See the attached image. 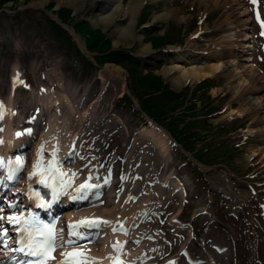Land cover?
Returning a JSON list of instances; mask_svg holds the SVG:
<instances>
[{
  "label": "rangeland",
  "instance_id": "374dc122",
  "mask_svg": "<svg viewBox=\"0 0 264 264\" xmlns=\"http://www.w3.org/2000/svg\"><path fill=\"white\" fill-rule=\"evenodd\" d=\"M35 1L38 0H0V97L3 103H7L10 91L9 77L13 73V68H16L21 76L32 83V86L27 85L28 89L25 87L17 90L12 99V105L16 107L19 119L34 117L31 119L36 122L35 127H33L36 131L34 140H37L41 134L48 130V139L58 142L60 149L66 148L64 145L68 146L69 143H73L71 147L75 148L82 166L80 168L81 176L78 177V180L86 176L89 172L88 169H90L95 178L109 175L116 181V188L126 187L129 195H126L125 198L130 201L127 210H122L124 201L117 204V212H122L125 217H128L132 205L130 196L138 191H147V185L143 186L146 171L151 174L163 167L162 171L165 172V176H168L171 171L176 175H178L177 171L183 175L191 174L195 180H198V185L202 187V191L195 182L194 185H190L196 188V191H187L189 196H187L180 210L178 205L181 203L179 193L174 195L170 189H167L168 191L164 189L161 193L165 198L172 197L174 200L173 213L176 212L177 208V215L181 214L182 217L190 221H193V213H197L198 209H202L204 206L212 209L211 212L217 216V222L214 224L210 223L213 219L210 215L198 217V221L194 223V238L187 244L192 252L197 251V255H200V259L205 262L204 264H264V217L261 215L258 201L251 198L245 188L239 187V198L246 200V203L241 201V204H244H240V212L238 210L237 213L229 207L232 200L230 195L226 197L224 191L216 190L215 188L218 186L215 187L212 182V178L218 172L222 174V170L227 167L236 173L241 180L258 185L257 189L261 191L264 198V136L258 130L260 127L258 124L264 125L263 120H257L253 114H249L250 112L243 109V112L237 115L238 118L231 121L230 126L233 128L228 130L243 128L248 133L239 137V134L230 136L231 133L226 130L222 133L217 131L219 134L213 135L216 131L211 125L222 124L224 120L220 117L223 114L207 118L209 113L220 109L228 102H230L231 108L236 109L241 108L243 104L242 99L233 100L234 90L231 88L228 72L224 73V77H214L205 81L204 84H211L217 88L213 95L211 92L213 88L208 93H204L201 89L200 95L202 97L200 99L195 98L197 97L195 90L201 86L198 85L199 81H193L183 87L181 85V88L177 89V91H184L180 95L182 98L187 95L189 99L192 98L190 102L196 99L193 102L196 103L197 111H201V114H204L207 119L206 123L200 121L197 125V131L203 134L199 137L195 149L202 151L207 149L204 147L211 148V145L221 144L220 141L228 143L227 145L223 143L225 146H221L222 149L219 150L224 155L217 156V153H212L213 151L206 152L210 153L205 156L210 163L208 167H202L209 180L208 189L202 172L198 169L191 170L193 168L190 162L191 157L187 158L189 164L182 159L189 155L180 147L169 150L170 156L167 161L147 138L137 137V132L144 126V113L137 111L133 106L124 105L125 103L119 100L121 97L119 92H122L121 88L124 81L130 89L138 84V80L130 78V76H134L133 70L135 68H132L129 74L128 66L120 61H118V65L110 62L103 66L97 65L93 60V56L97 52L88 51L85 48L83 36L74 30L79 36L78 41L68 27L66 29L57 24L58 22L54 18V15L57 14L52 13L62 6L72 9V18L68 23L66 22L70 26L83 19L89 20L93 28H98L106 38H109L108 43L112 42L113 46L110 49L113 50L112 52L129 53L130 50L134 55H137L138 50L142 48L141 41L145 44L149 43L151 46V36L156 33L163 34L166 31L170 43L169 45L166 44L164 48L177 45L186 48L189 45L194 50L212 51L214 47H220L222 52L225 51V61L227 58L232 59L234 53L231 47L234 45V39H230L228 35L225 36L228 22L239 18V12L235 14L234 11L239 10L237 7H241V10L243 7H247L251 11L253 7H259L264 15V0H255V3L253 0L224 2L220 0L215 5V0L214 2L212 0L149 2L145 4L147 7L144 8L142 16L140 11L138 12V21L133 31L136 33L137 41L133 43L128 42V38L124 39L122 35L116 32L113 25L107 28L96 25L93 19L96 15L100 16V10H94L89 3L76 11L73 5L71 6L69 3L57 7V0L48 1V4L43 7H31L30 4ZM126 3L128 2L125 1ZM227 4L232 7H227ZM174 6L176 16L154 19L155 15L163 13L167 7ZM64 14L65 18L71 17L68 11H64ZM203 15L206 17L200 23L199 19ZM250 15L252 16V12L244 15L241 19H250ZM132 19L133 16L131 15H120L119 21L114 22L115 27L117 28V25L124 26ZM145 20L146 23L142 24ZM146 24L149 26L143 27ZM170 24L175 28L170 26L171 32H168L165 29ZM236 25L243 32V25L238 22ZM252 27L251 22L247 28L248 34L255 31ZM198 30L204 32L197 39H190V36ZM253 35L254 33H252V37ZM151 49L159 51L162 48L154 49L151 46ZM84 55L91 63L86 62L83 58ZM146 60L148 61L147 64L144 62V58L142 60L143 64L146 65L144 66L146 67L145 71L153 70L155 74L162 76L164 82L174 87L164 73L163 61L155 62L156 60L152 57L146 58ZM201 62L204 61L198 60L192 63L183 61L182 64L190 66L201 64ZM143 64L141 63V65ZM107 65L110 68L119 69L123 74V81L122 79H114L105 70ZM260 67L264 71V62L260 63ZM179 73L174 75L171 73L170 76L175 77ZM134 78L136 79V76ZM111 83L118 89L116 95L115 90L113 91V96L115 95L116 99L114 101L110 100L112 95ZM58 84L60 87L64 86V89H55L54 86H58ZM40 86H44L40 88L41 95L47 93L48 90H57L60 115L53 117V111L43 112L42 100L38 92ZM191 93L194 95L191 96ZM134 98H136L135 95ZM144 99L150 102L147 96H144ZM33 108L35 113L29 114ZM181 111L182 109H176L169 114L173 115L172 117H169L168 114L163 115L161 122H175L183 115ZM48 123H52V126H48ZM29 125L33 126V124ZM217 141L219 143H216ZM239 143L242 144L238 147L235 146ZM190 146L192 151V145ZM226 150L229 153H226ZM82 156L87 158L85 162ZM68 166L69 168L76 167L73 163L68 164ZM199 167L201 166L199 165ZM248 177L252 179L247 180ZM250 216L255 217V222L251 224L254 233L250 232L248 225ZM160 243L158 241L157 245ZM149 247L148 242H143L141 246L146 252L150 251ZM251 255L253 256L252 261L250 260ZM181 262L184 263L185 261L182 259Z\"/></svg>",
  "mask_w": 264,
  "mask_h": 264
},
{
  "label": "bare ground",
  "instance_id": "6f19581e",
  "mask_svg": "<svg viewBox=\"0 0 264 264\" xmlns=\"http://www.w3.org/2000/svg\"><path fill=\"white\" fill-rule=\"evenodd\" d=\"M48 1L51 0H38L35 2H32L30 4L31 7H43L45 4H48ZM161 0H130L128 3L125 4V0H57V7L62 6V4L69 3L71 6L77 10L82 9L83 6L86 4H91L93 6V9L100 10V16H95L93 21L96 25H102L103 27L107 28L110 25L114 26V30L118 32L120 35L123 36L124 39L128 38V42L133 43L134 41H137L136 39V33L133 32L134 26L136 25L137 21V15L141 8V6L144 3L148 2H157ZM200 1V0H199ZM206 1V0H205ZM214 2V0H212ZM220 0H215L214 5L217 4ZM229 1V0H221ZM234 1V0H233ZM240 9V7H237ZM245 11L241 10L239 11V18H236L235 20H232L229 25L227 26L226 34L230 36V39H234V50L235 54L233 53V60H229L227 62H221L219 58V62H211L207 64V66H190L187 67L184 64H181V61H192L195 59H201L203 57V54H200L202 52L199 51H192L189 49H183L181 47L175 46L171 47L170 50L174 52V54L167 57L164 53H160L158 51H153L151 49V46L149 44H145L142 41L140 42L141 47L138 50V55L148 58L151 56L154 60H160L162 59L164 61V73L166 74V77L172 82V85L175 89H179L181 85H185L187 82H192L194 80H199L207 77H212L213 75L218 74L222 70L226 69L228 71V78L230 80V83L232 85V89L234 90L235 96L239 99L243 100V104L247 105V108L245 110L251 111L254 118L257 120H263L264 123V78L256 72V70L252 67V65L248 62L250 61L247 57V60L245 58V55H248L247 50H250V44L248 43V36L244 32L241 31V28L236 25V22H238L240 25H243L242 29L245 31V25L247 24V20L241 19L244 17ZM123 15H131L133 16V19L128 22L124 26L116 25L114 22L118 20L119 16ZM176 16L175 8H169L166 9L165 12L159 13L154 16V19H160V18H170ZM56 18V16H54ZM119 21V20H118ZM72 30V29H71ZM225 34V35H226ZM76 38L78 36L76 35ZM118 42V41H117ZM245 45V46H244ZM247 52V53H246ZM229 56V55H228ZM150 57V58H151ZM106 71L114 78V79H122L123 80V74L122 72L117 68H110L109 65L105 68ZM177 72H180L179 75H175V77H171L170 74L173 75ZM256 72L257 74H255ZM17 73V72H15ZM14 73V74H15ZM124 85V84H123ZM57 88L64 89V86L60 87L58 84ZM116 88V87H115ZM126 89V86H123V91ZM115 90V89H114ZM117 89L114 91L116 92ZM114 94V93H113ZM11 93L9 94V102H8V109L4 110L0 113L1 115V126H0V139L4 143H17L18 141V135L15 134V131L18 130L17 124L18 121L15 120L14 117H12V111L14 108L11 107ZM43 100H45V103L49 106H53L54 102L56 100L55 96H47V93L43 96ZM241 110V109H240ZM232 114H240L239 110L233 108L229 109L224 117ZM250 114V113H249ZM244 115V114H243ZM259 131L262 132L264 135V125H259ZM139 136L147 137L149 140L154 142L156 146L160 148L164 156L166 157L168 155V149L167 145L171 143L170 135L169 133L164 129H159L157 127L150 126V128L143 129ZM53 146V144H51ZM41 149H43V152L41 153V156L43 157H37L35 160H40L42 158L43 160V168L47 169V159L49 158H57L58 163L61 165L63 162V158L66 160H69L71 156H75L74 154H66L65 156L61 155L59 157L56 155V151L52 149V147H49L45 144H40V152ZM2 151H7V146L4 144L1 147ZM53 153H56L53 155ZM37 161L34 163L36 164ZM64 167V166H62ZM36 167L31 168L32 176L26 181L23 182L24 186L30 185V183H34V180L36 179V176L34 173H36L35 170ZM63 169V168H62ZM41 170V178L44 177V174L46 172ZM67 175L65 176L66 179H69L68 172H64ZM41 180L35 182L38 183ZM234 182H239L236 178H234L229 171H225L223 176H216L214 177V184L216 186L219 184L222 188V185H225L226 193L232 194L233 197H237L235 193V188L232 185ZM177 186L180 188H183V185H179L176 183ZM239 185H246L239 182ZM246 188H248V185H246ZM15 189H19V187H16ZM92 194L97 195L100 193V187L94 188L92 191H90ZM98 207H95L94 209H86L84 211H76L77 209H74V211L68 212L66 214L67 222L69 223L75 218H78L81 215H96L99 216V214L107 215L112 214L113 207L109 208L108 206L101 207L100 210H102V213L97 210ZM79 209V208H78ZM108 218V217H107ZM107 225L104 226V229L100 232H93L94 234L104 235L105 240L102 243V246L98 247L97 249L95 246H91L94 248V250H90L88 245H82L84 257L87 260L88 264H93V261H95V264H111L113 260L119 256L120 253H122L120 256L124 259L122 260L121 264H131L133 262V258L130 256V251L127 249V226L123 227L122 230H120L119 234L115 236V234L112 232V223L115 222L114 219L110 218L108 219ZM5 223V221L0 222V224ZM115 228V227H114ZM69 225H64L63 231H61V238L62 240H59V243L66 242L69 240H74L72 237L67 236L68 232H71ZM114 241V243H113ZM119 242L120 248L119 250L116 247H113V245L117 244ZM67 246V245H66ZM62 247L60 248L57 253V258H62L63 254L67 250L68 247ZM4 260H2V256H0V264H2Z\"/></svg>",
  "mask_w": 264,
  "mask_h": 264
},
{
  "label": "snow or ice",
  "instance_id": "6c2138e0",
  "mask_svg": "<svg viewBox=\"0 0 264 264\" xmlns=\"http://www.w3.org/2000/svg\"><path fill=\"white\" fill-rule=\"evenodd\" d=\"M253 3H255V0H253ZM262 34H264V32H262ZM2 107V106H0ZM43 152V149H41V153ZM53 155H55V153H53ZM35 167L40 170L43 169L44 172H48V173H54L55 179L58 181L59 184V188H56L55 184H49L47 180L42 179L41 182L45 184L46 187H52L55 189L54 194H57L60 190H67L72 188L73 184H74V178L76 176L75 173L72 174V178L69 179H65V176L67 175L66 173L60 172L59 169L56 167V161L53 160L51 162V164L49 165V167L47 169L43 168V160L42 158L40 160L37 161ZM36 174V173H34ZM95 185H92L90 183H84L79 185V187L75 188V192L76 193H84L87 190H90L92 188H94ZM81 198H86L84 196H82ZM43 206V205H41ZM2 219V218H0ZM10 222H15L17 224H19L21 221L19 218L16 217H12L10 218ZM28 222H25V224H27ZM101 223H109L108 221H102L100 219L95 220L94 222L88 223L86 226L89 228H99ZM84 221H81L79 225H69L70 229L72 230L70 232L71 235H79V233L75 230L77 227H79L80 225H83ZM123 229V225H121L120 229L117 228H113V232L119 231ZM25 231H28L27 227L25 228ZM36 231L39 233L40 236L43 237V240H37L35 238V236L33 235L32 232H28V237H27V243H26V247L28 249V255L34 257V260H30L27 262V264H46L45 261V256L47 254V252L52 251L55 249V247H57V238H56V234H55V230L52 226L49 225H43L42 228H38L36 229ZM5 235H7V232L5 230ZM72 246L75 245L76 247H79V245L75 244L74 240H69L66 242H61V244L59 245L60 247H64V246ZM5 247H7V245H5ZM113 247H116L119 250V242H117V244L113 245ZM19 251L23 252L24 248L19 249ZM63 255H65L66 257H68L69 259H66L64 261H62V264H88L87 260L84 257V253L82 252H69V253H64ZM54 258V257H53ZM93 264H95V261H93Z\"/></svg>",
  "mask_w": 264,
  "mask_h": 264
},
{
  "label": "trees",
  "instance_id": "16d2710c",
  "mask_svg": "<svg viewBox=\"0 0 264 264\" xmlns=\"http://www.w3.org/2000/svg\"><path fill=\"white\" fill-rule=\"evenodd\" d=\"M64 11H68L67 9H62L61 12H64ZM77 27L84 31L86 34H88V32L91 33L90 37L88 38V41H87V45L89 47V49L91 50H96V49H99L101 50L102 52H104V50L108 49L109 48V43L108 42H101V39L103 37L102 34L100 33H97L95 34V31L93 30H89L88 29V25L86 22H81L77 25ZM94 34V35H93ZM157 46V44H155ZM120 58V60H119ZM97 61L102 64L103 62L105 61H113V62H124L126 63V58H125V53H118V52H109L107 54H104V55H99L97 56ZM127 64V63H126ZM160 79L159 76H156L155 74H148V75H145L142 77V80L152 86L154 84L157 83V81ZM159 88H156L155 90H157ZM171 101H168V103H170ZM165 107L164 106H161V107H157L154 109V111H152V114H154L155 116H159V115H163V114H166V111L167 110H172L174 109V106H171L169 107L166 111H162L163 108ZM182 121L181 120H178L177 122H173L171 123V131L173 132L174 135H176L180 140H183V141H186L187 143H190V137H192L194 134L193 133H190L189 131L185 132L184 130L181 131L179 129L180 127V123ZM185 126L187 127H191L192 125L191 124H186Z\"/></svg>",
  "mask_w": 264,
  "mask_h": 264
}]
</instances>
